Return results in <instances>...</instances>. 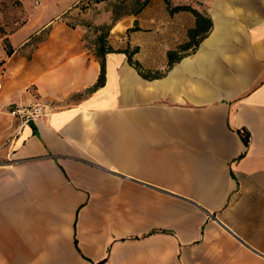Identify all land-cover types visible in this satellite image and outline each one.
Here are the masks:
<instances>
[{"label": "crops", "instance_id": "1", "mask_svg": "<svg viewBox=\"0 0 264 264\" xmlns=\"http://www.w3.org/2000/svg\"><path fill=\"white\" fill-rule=\"evenodd\" d=\"M211 1V30L168 67L189 10L151 0L112 23L107 1L19 0L0 64V264H264V0ZM73 15L112 23L90 92L96 32ZM127 47L164 74L142 77ZM36 103L34 132L10 109Z\"/></svg>", "mask_w": 264, "mask_h": 264}, {"label": "trees", "instance_id": "2", "mask_svg": "<svg viewBox=\"0 0 264 264\" xmlns=\"http://www.w3.org/2000/svg\"><path fill=\"white\" fill-rule=\"evenodd\" d=\"M89 2H100V1H107L108 0H88ZM123 0H120L117 2H122ZM151 0H135V3L137 6L130 11L126 12H119L118 9L122 7V3H109L111 12H112V23H114L119 18L127 15V14H136L138 13L142 8L147 6ZM167 7L169 8L170 12H174L177 10H189L193 13L195 16V26L194 28H191L187 32L188 40L182 44H180L176 50H169L167 52V58H168V67H171L175 62L179 61L183 56L186 54H189L193 52L196 47L199 45L200 41L207 36L209 31L212 27V19L207 14H203L197 9L190 7L188 5H180L176 4L173 5V0H163ZM85 7V6H84ZM83 7V8H84ZM112 23L110 24H100V25H94L92 23L84 24L86 26L92 27L94 32H96V37L94 38L95 43V56L98 58L100 63V73L97 78V81L88 89V91H93L96 88L102 86L105 82V55L109 52L116 51L107 41V35L109 34V31L111 29ZM12 32V31H11ZM5 42H7V39L5 38ZM3 49L5 50L7 55H11L13 52V49L9 46V43L5 44L3 46ZM117 51L123 52L126 54L129 63L138 71V73L144 77V78H156L160 77L164 74V71H149L142 68L140 63L136 60L132 59L133 54L137 51V47L134 48H125L123 50L118 49ZM28 122L32 125L33 131H35V126L32 124L31 120H28ZM238 133L240 137L243 140V143L245 146L249 143V132L246 129H239Z\"/></svg>", "mask_w": 264, "mask_h": 264}, {"label": "rangeland", "instance_id": "3", "mask_svg": "<svg viewBox=\"0 0 264 264\" xmlns=\"http://www.w3.org/2000/svg\"><path fill=\"white\" fill-rule=\"evenodd\" d=\"M28 3V10L32 12V6L34 5V0H26ZM39 1V0H38ZM41 4L46 3L51 8L52 12L61 8L64 4V0H40ZM109 3H122V7L118 9L119 12L123 13L126 11L133 10L137 4L135 0H123L122 2H117V0H108ZM120 1V0H118ZM211 0H173V4L180 5H188L193 7L199 11L208 10L211 8ZM53 3H57V6H53ZM80 9L84 7L83 5H79ZM110 6V5H109ZM23 12L21 3L19 0H0V47L3 48L7 42H5V35L9 32L15 30L21 22H23ZM72 17V16H71ZM67 21L69 24H87L89 21L84 20L79 16H74L73 18H68ZM93 31V28L91 27ZM90 38H87V42L89 44ZM11 151V146L7 138H5L2 142H0V164L6 163L9 161L7 157H9V153Z\"/></svg>", "mask_w": 264, "mask_h": 264}, {"label": "built area", "instance_id": "4", "mask_svg": "<svg viewBox=\"0 0 264 264\" xmlns=\"http://www.w3.org/2000/svg\"><path fill=\"white\" fill-rule=\"evenodd\" d=\"M6 57L5 50L0 47V64L3 62ZM41 105L39 103L29 105L27 107H17L10 109V113L13 116L22 117L25 121L34 119L41 111Z\"/></svg>", "mask_w": 264, "mask_h": 264}]
</instances>
